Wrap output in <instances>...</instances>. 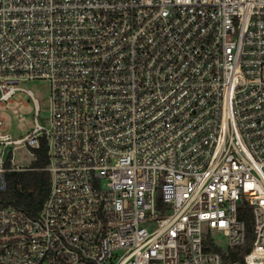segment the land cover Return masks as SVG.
<instances>
[{"label": "built area", "instance_id": "2783aa9c", "mask_svg": "<svg viewBox=\"0 0 264 264\" xmlns=\"http://www.w3.org/2000/svg\"><path fill=\"white\" fill-rule=\"evenodd\" d=\"M18 91L36 117L0 116V264H264V0H0V105ZM42 138L29 215L1 194Z\"/></svg>", "mask_w": 264, "mask_h": 264}, {"label": "trees", "instance_id": "16d2710c", "mask_svg": "<svg viewBox=\"0 0 264 264\" xmlns=\"http://www.w3.org/2000/svg\"><path fill=\"white\" fill-rule=\"evenodd\" d=\"M35 159L30 169L15 170L7 173L8 188L1 194L3 203L13 206L29 215H37L50 189L48 165V145L41 139L40 146L33 148ZM239 217L246 223V240L242 246L229 248L226 259L242 261L244 254L250 249L253 241V214L250 205L239 208ZM221 250L219 247H215Z\"/></svg>", "mask_w": 264, "mask_h": 264}, {"label": "rangeland", "instance_id": "374dc122", "mask_svg": "<svg viewBox=\"0 0 264 264\" xmlns=\"http://www.w3.org/2000/svg\"><path fill=\"white\" fill-rule=\"evenodd\" d=\"M21 85L30 89L39 101L40 113L39 121L44 122L49 116L48 90L44 81L28 80ZM35 108L33 98L25 91H18L12 101H7L0 105V116L5 119L6 128L16 137L25 136L35 126ZM35 154L30 146L19 148L14 155V163L20 166H31L34 162ZM212 236L221 247L226 248L228 243L220 232H213Z\"/></svg>", "mask_w": 264, "mask_h": 264}]
</instances>
